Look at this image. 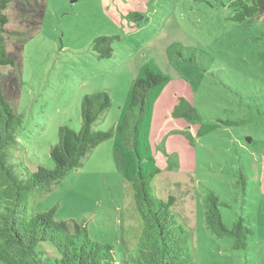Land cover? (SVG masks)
I'll list each match as a JSON object with an SVG mask.
<instances>
[{
    "label": "rangeland",
    "instance_id": "obj_1",
    "mask_svg": "<svg viewBox=\"0 0 264 264\" xmlns=\"http://www.w3.org/2000/svg\"><path fill=\"white\" fill-rule=\"evenodd\" d=\"M232 1L47 0L44 21L22 52L17 109L23 123L14 162L54 167L50 150L59 128L81 127L86 94L109 93L111 105L94 128H113L139 67L152 57L171 76L167 95L179 92L202 117L162 124L155 111L151 154L162 169L152 180L156 194L178 198L172 210L193 229L196 264H264V62L258 57L264 17L236 21ZM133 11L143 18H129ZM103 34L114 35L111 57L100 58L92 48ZM201 122L218 127L197 135ZM166 124L178 129L163 138ZM209 189L226 202L220 209L228 227L242 218L251 229L246 246L235 247L231 237L206 226ZM25 201L29 213L55 206L56 219L87 223L93 240L113 246L119 264L128 255L126 244L136 248L142 233L131 185L114 162L112 137L53 189L27 191ZM43 246L56 254L51 243Z\"/></svg>",
    "mask_w": 264,
    "mask_h": 264
},
{
    "label": "trees",
    "instance_id": "obj_2",
    "mask_svg": "<svg viewBox=\"0 0 264 264\" xmlns=\"http://www.w3.org/2000/svg\"><path fill=\"white\" fill-rule=\"evenodd\" d=\"M230 5L236 9L232 17L236 21L264 17V0H233ZM46 8L47 0H0V264H119L113 246L93 240L87 223L56 219L55 206L29 213L25 201L27 191L53 189L68 172L82 165L93 147L110 137L116 168L131 185L135 211L142 223L137 247L131 249L126 244L128 255L120 263L196 264L190 246L193 229L172 210L178 198L171 193L166 199L159 197L152 183L162 171L151 154L154 104L171 81L154 58L139 67L113 128H94L95 121L111 105L109 93L86 94L81 102V127L59 128L58 142L50 150L54 167L39 164L31 169L14 162L13 151L20 144L17 133L23 123L17 109L24 82L22 52L41 27ZM128 17L143 15L133 11ZM113 39L114 35L108 34L95 37L92 48L100 58L113 55ZM258 57L264 62V50ZM172 114L193 121L202 118L194 103L184 97ZM217 127L218 123L201 122L195 133L206 135ZM204 205L205 223L211 232L231 237L235 247L246 246L251 229L242 218L231 227L224 223L220 206L226 202L213 189L208 190ZM44 242L51 243L56 254H51Z\"/></svg>",
    "mask_w": 264,
    "mask_h": 264
},
{
    "label": "crops",
    "instance_id": "obj_3",
    "mask_svg": "<svg viewBox=\"0 0 264 264\" xmlns=\"http://www.w3.org/2000/svg\"><path fill=\"white\" fill-rule=\"evenodd\" d=\"M167 85L165 86V88L162 90L161 94L157 97V99L155 101L154 111H153V115H152V123H151L150 135H151V132L153 131L154 113L157 110V108H158L159 112L161 113V123L162 124L164 122L166 123L171 117H175L172 114L173 108L180 101V98H182V96H180L179 92H177V91L170 92L169 93L170 95H167V90H168V86ZM162 103H166V104H162ZM104 111H103V113H104ZM168 123H170V122H168ZM182 124H183V127H190L189 122L187 120L182 121ZM171 127H172V129H178L177 127L175 128L172 125L166 124L165 126H163V129L165 131V135L163 136V138L166 135H168V133H170Z\"/></svg>",
    "mask_w": 264,
    "mask_h": 264
}]
</instances>
